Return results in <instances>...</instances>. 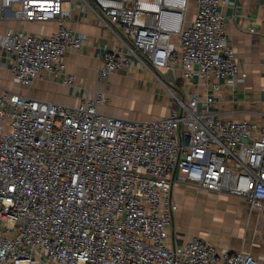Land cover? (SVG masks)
<instances>
[{"label":"built area","instance_id":"built-area-1","mask_svg":"<svg viewBox=\"0 0 264 264\" xmlns=\"http://www.w3.org/2000/svg\"><path fill=\"white\" fill-rule=\"evenodd\" d=\"M220 5L0 0V18L9 12L18 22L55 24L50 35L0 34L17 85L62 75L65 54L84 43L67 27L81 6L118 42L98 49L97 85L106 89L111 75L139 65L172 98L168 117L144 122L102 114L109 99L98 88L75 106L0 93V264H259L251 253H221L200 237L168 244L174 184L241 198L249 214L264 208V126L209 119L202 108L211 99L180 97L163 77L198 76L215 92L244 80ZM63 83L76 85L70 75Z\"/></svg>","mask_w":264,"mask_h":264},{"label":"crops","instance_id":"crops-1","mask_svg":"<svg viewBox=\"0 0 264 264\" xmlns=\"http://www.w3.org/2000/svg\"><path fill=\"white\" fill-rule=\"evenodd\" d=\"M191 10H195L192 4ZM224 21V33L237 56L238 72L245 78L232 86H221L219 92L214 91L211 84L203 78L194 76L183 81L178 73V80L171 82L165 73L164 80L180 97H188L192 93L201 95V103L207 99L212 102L202 108L208 112L209 119L216 116L222 120H248L258 126H264V0H221L219 8ZM191 17V16H189ZM190 19V18H189ZM67 27L74 33L84 37V43L78 51H68L64 57V72L59 77L44 73L41 79L34 81L29 88L14 83L12 78L13 59L0 47V93L10 91L26 95L31 99L51 102L62 106H75L88 93L97 88L106 90L109 104L99 108L108 116L131 119L126 113L110 114L103 108L112 105V95L108 87L112 82L126 81L135 90L145 104V112L152 113L150 118L138 121H151L168 117L171 113L172 98L170 92L149 73L148 70L135 66L132 73L121 72L110 76L106 89L97 85L96 69L100 65L99 47L114 48L118 44L113 35L102 30L94 20V16L79 6L73 12ZM16 29L37 35H50L55 24L23 23L12 18L6 12L0 18V34L6 29ZM64 75L75 78L76 85L69 87L63 83ZM222 82V81H221ZM212 83L215 84V81ZM137 120V119H131ZM234 196L217 195L208 191L183 184H174L172 200L177 205L172 223L168 229V244H183L193 237H200L216 246L221 253L243 251L251 253L259 264L264 263V208L249 214L247 204L242 200L237 208L228 207ZM236 205V204H232ZM225 211L237 214L233 226L234 232L222 229L221 222ZM262 224V225H261ZM244 227L253 229L247 237L242 232ZM244 234V236H243Z\"/></svg>","mask_w":264,"mask_h":264},{"label":"rangeland","instance_id":"rangeland-1","mask_svg":"<svg viewBox=\"0 0 264 264\" xmlns=\"http://www.w3.org/2000/svg\"><path fill=\"white\" fill-rule=\"evenodd\" d=\"M191 7L192 3L190 2V5L188 7L187 16L189 17L191 15ZM108 91L112 95V105L108 108H103L105 112H108L110 114H119L126 113L128 117H133L131 119H137L140 120L142 118H150L154 115L152 113H146L145 112V104L142 101L140 97V93L138 90H135L131 87L129 83L126 81L121 82H112L110 83L108 87ZM242 202V200H236V198H231V201L228 202V207L230 208H237L239 205H237L238 202ZM236 204V205H232ZM257 211V210H256ZM262 211V210H259ZM237 214L231 212V211H225L223 215V220L221 224V228L227 230L226 232H234L233 226H239L234 221V218ZM262 225V224H261ZM253 229H250V227H244L242 229V232L249 237V235L252 233ZM243 234V236H244Z\"/></svg>","mask_w":264,"mask_h":264}]
</instances>
